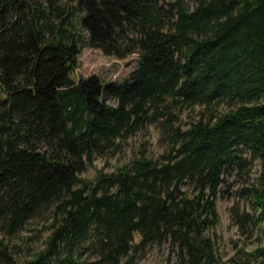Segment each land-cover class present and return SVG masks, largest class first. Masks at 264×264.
<instances>
[{"label": "trees", "instance_id": "1", "mask_svg": "<svg viewBox=\"0 0 264 264\" xmlns=\"http://www.w3.org/2000/svg\"><path fill=\"white\" fill-rule=\"evenodd\" d=\"M83 48L117 60L135 55V69L120 83L94 75L73 82ZM185 107L214 111L171 129L159 157L140 153L80 178L93 153ZM250 161L255 184L240 191L259 225L264 0H0V233L49 218L43 249L24 263L0 238V264H79L72 255L85 244L93 264H119L166 240L176 264H225L207 234L214 201L223 174H247ZM259 231L254 264H264Z\"/></svg>", "mask_w": 264, "mask_h": 264}, {"label": "rangeland", "instance_id": "2", "mask_svg": "<svg viewBox=\"0 0 264 264\" xmlns=\"http://www.w3.org/2000/svg\"><path fill=\"white\" fill-rule=\"evenodd\" d=\"M188 5L189 0H183ZM78 15V14H77ZM79 34L85 36L83 30ZM135 55L121 60L104 57L97 50L83 48L77 57L76 68L70 75L73 82L88 76H96L104 84L124 81L130 72L135 69ZM108 106H114L111 99L103 100ZM224 105L219 104L217 111H223ZM200 111L206 119L212 112H204L197 107L182 108L177 111L170 109L171 116L167 123L166 117L156 121H145L127 132L113 144L104 149L102 153H93L90 162H85L80 178L91 180L98 172L109 173L123 166L131 159L143 153L148 158H157L169 149L170 140L167 136L171 129L183 130L186 125L198 119ZM203 118V119H204ZM165 128L168 130H162ZM247 174L241 173L239 177L234 171L223 174L221 185L214 201L217 219L215 225L207 232L216 248V255L225 264H254V258L249 254L259 247L263 237L259 231L261 224H252L255 211L249 197L240 191L255 184L258 171L256 161H250ZM47 214H38L29 219L14 235L8 237L0 233V238L21 263L43 249L47 237L46 225L49 222ZM246 215L247 218H241ZM240 217V218H238ZM138 238L134 235V242ZM82 248L72 256L79 264L96 263L97 257L93 248ZM83 247H85L83 249ZM83 249V250H82ZM80 253V254H79ZM63 255L61 254L60 258ZM119 264H176L175 252L170 250L167 240L160 244H151L138 249L130 258H124ZM181 264V263H180Z\"/></svg>", "mask_w": 264, "mask_h": 264}, {"label": "built area", "instance_id": "3", "mask_svg": "<svg viewBox=\"0 0 264 264\" xmlns=\"http://www.w3.org/2000/svg\"><path fill=\"white\" fill-rule=\"evenodd\" d=\"M117 60V59H116Z\"/></svg>", "mask_w": 264, "mask_h": 264}]
</instances>
